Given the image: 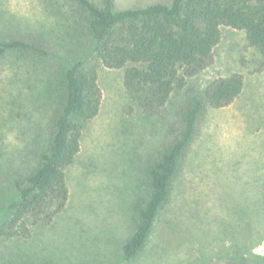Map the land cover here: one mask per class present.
Instances as JSON below:
<instances>
[{
  "label": "rangeland",
  "instance_id": "1",
  "mask_svg": "<svg viewBox=\"0 0 264 264\" xmlns=\"http://www.w3.org/2000/svg\"><path fill=\"white\" fill-rule=\"evenodd\" d=\"M171 2L117 0L115 10ZM88 26L73 0H0V44L23 40L50 53L0 54L1 219L15 183L49 147L66 67L83 61L85 70L97 69L103 91L100 114L87 124L81 152L66 172L65 210L27 239L1 240L0 264H126L123 246L149 198V167L180 136L187 106L212 81L234 74L245 79L243 93L229 107L207 106L170 202L128 264L208 263L222 244L229 257L239 250L264 255V71L258 72L264 56L247 47L244 31L222 27L213 63L151 117L129 97L125 69L106 68L97 57Z\"/></svg>",
  "mask_w": 264,
  "mask_h": 264
},
{
  "label": "trees",
  "instance_id": "2",
  "mask_svg": "<svg viewBox=\"0 0 264 264\" xmlns=\"http://www.w3.org/2000/svg\"><path fill=\"white\" fill-rule=\"evenodd\" d=\"M73 1L88 17L97 57L106 68L125 69L124 86L129 97L151 117L160 114L189 78L213 63L222 27L244 31L247 47L264 56V0H172L170 4L122 11L115 10L117 0H104L102 6L92 0ZM14 50L50 55L41 46L23 40L0 44V54ZM263 71L264 65L258 72ZM62 83L64 95L49 147L27 178L15 183L7 217L0 218V241L29 238L34 228L52 224L70 200L66 172L81 152L87 124L100 114L103 91L98 70H85L83 61L66 67ZM244 87L241 74L215 79L184 110L180 136L148 169L149 198L139 210L133 235L123 246L124 263L140 255L170 202L173 182L199 134L207 106H231ZM237 235L234 230L232 244ZM223 247H218L217 255L209 256L210 262L202 264H264V255L246 256L239 250L229 257Z\"/></svg>",
  "mask_w": 264,
  "mask_h": 264
}]
</instances>
